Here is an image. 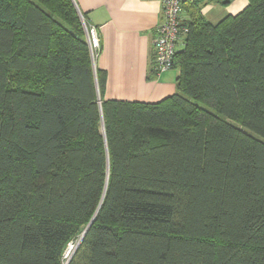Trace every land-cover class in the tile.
<instances>
[{
  "label": "trees",
  "instance_id": "trees-1",
  "mask_svg": "<svg viewBox=\"0 0 264 264\" xmlns=\"http://www.w3.org/2000/svg\"><path fill=\"white\" fill-rule=\"evenodd\" d=\"M201 1L144 103L104 98L73 0H0V264H264V0Z\"/></svg>",
  "mask_w": 264,
  "mask_h": 264
},
{
  "label": "crops",
  "instance_id": "crops-1",
  "mask_svg": "<svg viewBox=\"0 0 264 264\" xmlns=\"http://www.w3.org/2000/svg\"><path fill=\"white\" fill-rule=\"evenodd\" d=\"M202 0L200 14L212 25L235 15L246 0ZM88 24L97 30L100 47L95 68L105 73L104 98L155 103L175 93L178 69L153 71L155 28L163 20L160 0H73ZM192 9L182 6L180 18L190 20ZM182 45L177 46L181 51Z\"/></svg>",
  "mask_w": 264,
  "mask_h": 264
},
{
  "label": "built area",
  "instance_id": "built-area-1",
  "mask_svg": "<svg viewBox=\"0 0 264 264\" xmlns=\"http://www.w3.org/2000/svg\"><path fill=\"white\" fill-rule=\"evenodd\" d=\"M160 1L163 9V20L155 28V38L153 41V71L158 75L173 67L177 46L184 43L187 26L180 18L182 6L185 3H193L196 0ZM78 13L83 24L87 46L93 62L100 47L98 33L94 26L86 23L79 11Z\"/></svg>",
  "mask_w": 264,
  "mask_h": 264
},
{
  "label": "rangeland",
  "instance_id": "rangeland-1",
  "mask_svg": "<svg viewBox=\"0 0 264 264\" xmlns=\"http://www.w3.org/2000/svg\"><path fill=\"white\" fill-rule=\"evenodd\" d=\"M76 7V6H75ZM75 243H69L68 246L65 249L64 257L68 260L72 254V252L75 250Z\"/></svg>",
  "mask_w": 264,
  "mask_h": 264
},
{
  "label": "water",
  "instance_id": "water-1",
  "mask_svg": "<svg viewBox=\"0 0 264 264\" xmlns=\"http://www.w3.org/2000/svg\"><path fill=\"white\" fill-rule=\"evenodd\" d=\"M92 67H93L94 75H95V65H94V61L92 62ZM95 83H96V89H97V92H98V87H97V82H96V76H95ZM85 231L82 233L81 238L84 235ZM81 238H80V240H81ZM80 240L78 241L77 245L79 244Z\"/></svg>",
  "mask_w": 264,
  "mask_h": 264
}]
</instances>
